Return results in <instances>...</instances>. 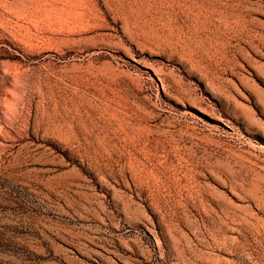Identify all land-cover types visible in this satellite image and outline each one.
Segmentation results:
<instances>
[{"label":"rangeland","instance_id":"obj_1","mask_svg":"<svg viewBox=\"0 0 264 264\" xmlns=\"http://www.w3.org/2000/svg\"><path fill=\"white\" fill-rule=\"evenodd\" d=\"M0 264H264V0H0Z\"/></svg>","mask_w":264,"mask_h":264}]
</instances>
